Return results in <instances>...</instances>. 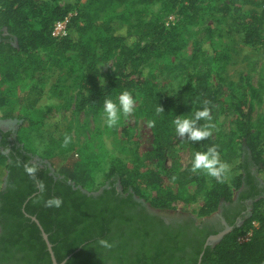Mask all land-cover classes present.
Segmentation results:
<instances>
[{
    "label": "trees",
    "instance_id": "1",
    "mask_svg": "<svg viewBox=\"0 0 264 264\" xmlns=\"http://www.w3.org/2000/svg\"><path fill=\"white\" fill-rule=\"evenodd\" d=\"M77 1L73 6L60 0H0V119L19 120L14 132L0 130V164L6 170L0 185L1 264H53L40 228L27 214L39 219L58 262L66 260L64 264H264V188L254 172L255 167L264 172V128L253 118L259 90L246 76L238 82L228 79L222 64L196 65L173 90L155 89L156 82L143 79L149 65L180 55L185 46L183 25L200 23L206 10L218 15L217 23H226L244 44L264 46V0H224L221 6L201 0ZM158 3L181 18L167 27L152 11ZM71 11L76 14L69 33L53 37L54 23ZM217 57L223 61L229 56ZM55 71L59 76L52 94L64 99L76 88L77 109L91 114L103 111L107 99L117 102L125 91L143 93L135 118L149 123L153 149L133 165L112 158L103 181L96 184L100 162L74 160L78 153L72 134L55 129L50 145L64 163L60 167L51 160L45 163L30 131L45 127L52 117L59 120L55 117L64 110L56 115L49 109L39 117L30 111L38 101L39 86L48 83ZM25 80L34 83L31 91L38 94L31 92L22 99L20 85ZM205 107L210 119H201L197 126L208 130L209 136L200 141L185 136L192 141L194 155L215 147L220 160L229 165L226 177L221 181L205 170L193 172L192 160L176 170L171 188L165 185L171 170L164 141L176 133L173 121L178 115L194 117ZM229 113L237 116L235 125L216 130ZM66 137H70L67 144ZM25 165L37 169L36 179L26 173ZM37 181L44 183L43 192ZM106 185L97 196L84 192ZM238 191L240 201L252 200L249 215L214 246L194 248L189 259L180 236L161 231L155 217L133 209L141 203L137 198L155 209L169 210L201 195L198 214L208 217L222 204L233 203ZM53 197L62 198L61 207L46 206ZM249 229L250 239L240 243L238 237ZM100 238L114 246H100Z\"/></svg>",
    "mask_w": 264,
    "mask_h": 264
},
{
    "label": "rangeland",
    "instance_id": "2",
    "mask_svg": "<svg viewBox=\"0 0 264 264\" xmlns=\"http://www.w3.org/2000/svg\"><path fill=\"white\" fill-rule=\"evenodd\" d=\"M77 2V0H60L62 5L72 4L74 6ZM201 2L210 4V6H221L225 1L201 0ZM152 11L161 16L167 27L181 18L177 11H166L159 3L155 4ZM217 16L212 14L211 10H206L203 12V19L200 23L195 25L184 24L182 36L185 46L180 55L175 58H167L155 65H149L145 68L143 79H151L152 82H156L155 89L173 90L181 85L188 71L196 65L199 68H217L222 64L226 68L228 79L238 82L241 76H246L249 78L250 84L259 90V98L254 100L253 118L264 128V46L244 44L239 35L229 30L226 23L221 25L217 23ZM210 32L213 34L211 39L209 38ZM218 53L220 56L224 54L229 57L222 61L217 57ZM116 61H118L117 56L111 61L112 68H114ZM58 76L59 71H55L48 83L39 86V95H35V93L38 94L36 91H31L33 82L25 80L20 85V98L24 99L31 96V92L38 97L37 103L30 111L32 116L39 117L49 109H52L56 115H60L57 113L64 110L63 114L60 115L61 117H55L59 120L52 117L50 123L45 127L30 131L39 157L45 163L52 161L57 167L64 163L60 157L55 156V151L50 145V138L55 129L64 132L69 131L72 134L78 153L73 157L74 160L93 158L100 162V166L97 167L94 175L96 184L103 181L104 170H107L108 162L112 158L118 157L129 165H133L137 157L142 160V157L153 149V134L149 123L145 119H141L138 123L135 118V109L142 104L144 99L143 93L131 94L135 101L134 110L126 116L121 113L119 122L115 126L109 127L106 123L104 110L99 114H91L86 110L77 109L76 88L70 89L66 94V99L53 95L51 87L57 81ZM67 82L71 83L72 79L68 78ZM146 90L148 91L147 88ZM117 100L118 98H116ZM236 118V115L229 113L214 128L216 130L217 128L230 130L235 125ZM18 126L19 121L9 123L0 121V130L3 131L14 132ZM164 144L167 166L171 170L170 175L166 177L165 185L175 188L172 184L173 175L176 170L184 168L193 160L194 148L192 141L186 136H179L177 133L167 137ZM146 163L148 164L147 161ZM149 164L154 165L152 162ZM254 172L258 177L260 186L264 188V172L257 171L256 167ZM5 179L6 170L4 165L0 164V185ZM239 196L238 191L235 193L234 201L241 203L243 207L249 203L251 211L252 200L240 201ZM202 201V196L198 195L194 201L181 203L175 209L158 210L157 213L166 219L185 214L192 215L201 221L204 217H200L198 212Z\"/></svg>",
    "mask_w": 264,
    "mask_h": 264
},
{
    "label": "flooded vegetation",
    "instance_id": "3",
    "mask_svg": "<svg viewBox=\"0 0 264 264\" xmlns=\"http://www.w3.org/2000/svg\"><path fill=\"white\" fill-rule=\"evenodd\" d=\"M9 139L12 140L13 137H10ZM105 187L108 186L106 185L99 191L91 193L84 190L83 191L87 194H93L97 196L102 193ZM137 201L141 203L140 205L133 208L134 212L137 214H142V216L147 214L155 217L157 220L156 225L158 229L163 232H168L169 230L173 234L180 236L183 239V246L186 256L190 254L188 259L191 258V252L194 250V248H207L208 246H214L219 242L216 240V236L219 233L226 231L228 228H231L232 230L234 228V224L240 225L249 215L248 213H250V206L248 203L249 200L247 201L248 205L245 207H243L241 203L233 201L231 204H222L216 213L211 216L204 217L201 221H198L192 215L185 214H181L175 218L166 219L157 213L159 209L153 208L150 204H147V202L142 199L137 198ZM1 233L2 228L0 226V235ZM2 257L3 255L1 254L0 248V264L2 263Z\"/></svg>",
    "mask_w": 264,
    "mask_h": 264
},
{
    "label": "clouds",
    "instance_id": "4",
    "mask_svg": "<svg viewBox=\"0 0 264 264\" xmlns=\"http://www.w3.org/2000/svg\"><path fill=\"white\" fill-rule=\"evenodd\" d=\"M134 98L133 96L125 91L119 98L118 103L114 102L111 99H107L104 102V112L106 114V123L109 127L115 126L120 118L121 113L125 116L130 114L134 110ZM159 112L160 109H157ZM201 119H210L209 110L205 107L203 110H198L195 112L194 117L184 116L181 117L178 115L173 121L175 125L176 133L184 137H187L192 141H200L209 136V131L202 129L197 126V122ZM152 123H155L154 121ZM70 137L65 138V144L68 143ZM229 165L226 162H222L219 158V153L215 147H210L207 151L196 152L192 161V171L205 170L210 176L217 178L218 180H223L226 177L227 170ZM25 171L34 179H36L35 173L37 169L32 166L25 165ZM39 184L40 190L43 192L45 190V185L42 181H37ZM48 207H61L63 200L60 197H53L48 199L45 202ZM97 243L107 249L112 248L113 242L105 238L98 239Z\"/></svg>",
    "mask_w": 264,
    "mask_h": 264
},
{
    "label": "built area",
    "instance_id": "5",
    "mask_svg": "<svg viewBox=\"0 0 264 264\" xmlns=\"http://www.w3.org/2000/svg\"><path fill=\"white\" fill-rule=\"evenodd\" d=\"M76 14V12H70L64 19L57 20L52 27V36L61 39L69 33V25L71 18ZM257 225V222L254 223ZM252 235V229L247 230L245 233L238 237L240 243L247 242Z\"/></svg>",
    "mask_w": 264,
    "mask_h": 264
},
{
    "label": "water",
    "instance_id": "6",
    "mask_svg": "<svg viewBox=\"0 0 264 264\" xmlns=\"http://www.w3.org/2000/svg\"><path fill=\"white\" fill-rule=\"evenodd\" d=\"M0 121L2 122H17L19 121L18 119H0ZM145 201V200H144ZM146 202V201H145ZM27 214V213H26ZM27 216L31 217L33 221H35L38 225V227L40 228L41 232H42V235H43V238L44 240L46 241V244H47V247H48V250L50 252V255H51V258H52V262L53 264H64L66 262V260L62 261V262H58L56 256H55V253L53 251V245L51 243V241L49 240V236L48 234L45 232L42 224L40 223L39 219L36 217V216H31L29 214H27ZM231 230V228H228L226 231H223L221 233H219L217 236H216V240L220 241L229 231Z\"/></svg>",
    "mask_w": 264,
    "mask_h": 264
}]
</instances>
